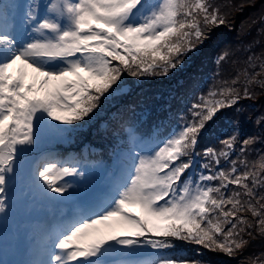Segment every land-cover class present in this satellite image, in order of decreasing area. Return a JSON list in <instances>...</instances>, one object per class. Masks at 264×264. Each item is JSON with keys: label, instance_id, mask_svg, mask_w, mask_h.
Listing matches in <instances>:
<instances>
[{"label": "snow or ice", "instance_id": "1", "mask_svg": "<svg viewBox=\"0 0 264 264\" xmlns=\"http://www.w3.org/2000/svg\"><path fill=\"white\" fill-rule=\"evenodd\" d=\"M11 7L23 12L17 25L9 6L0 4V213L10 182L44 130L65 134L68 126L79 127L118 90L125 73L167 76L228 23L210 0H27ZM228 56L223 52L217 64ZM260 69H244L200 95L154 144L126 129L125 174L51 229L27 264H212L201 252L181 254L176 242L235 257L250 243L245 234L264 238V156L251 166L246 158L231 159L237 135L220 140L219 149L197 151L241 91L252 98L249 86L264 88V62ZM241 76L242 90L236 86ZM258 123L264 126V117ZM256 140L239 141L241 155ZM196 157L204 161L199 172L193 171ZM78 163L44 154L31 176L45 195L56 194L49 198H71L74 183L67 178L84 175ZM247 259L264 264V253Z\"/></svg>", "mask_w": 264, "mask_h": 264}, {"label": "trees", "instance_id": "2", "mask_svg": "<svg viewBox=\"0 0 264 264\" xmlns=\"http://www.w3.org/2000/svg\"><path fill=\"white\" fill-rule=\"evenodd\" d=\"M13 2L0 0V4ZM210 2L228 14V23L215 27L211 39L195 53H190L181 66L167 76L132 77L125 73L118 90L102 98L99 108L79 127L68 126L70 131L65 134L49 130L41 133L37 149L27 152L24 160L38 159L45 152L54 151L52 155L60 159L78 161L79 169L85 168L81 170L84 177L79 178L77 184H84V188L71 198L65 194V198L51 199L49 197L56 194L41 192L32 179L31 170L18 169L15 181L10 182L4 194L6 211L0 213V264H27L35 257L44 236L76 213L78 201L82 205L94 202L122 178L126 164L124 153L131 147L126 129H134L144 143H156L182 122L181 118L188 115L189 108L200 95L220 87L223 81L231 80L244 69L249 74L261 71L264 0ZM240 5H243L242 9ZM225 51L229 53L228 58L217 64L218 56ZM249 57L253 60L249 61ZM244 79L241 76L236 85L241 90ZM249 90L253 93L252 98L243 97L241 91L237 104L223 109L219 119L211 123L210 131L203 135L197 147L198 152L205 147L219 149L222 147L220 140L237 135L238 144L231 159L246 158L251 166L264 156V126L258 123L264 117V88L254 84ZM253 136L257 137L256 143L248 146L241 155L239 141ZM203 162L196 157L197 167L193 171H201L198 166ZM222 164L228 166L223 161ZM243 215L252 219L249 213ZM244 238L250 243L235 257L184 242L176 243L181 254L195 256L201 252L212 264H248L247 258L264 253V238L255 231L253 236L245 234Z\"/></svg>", "mask_w": 264, "mask_h": 264}, {"label": "rangeland", "instance_id": "3", "mask_svg": "<svg viewBox=\"0 0 264 264\" xmlns=\"http://www.w3.org/2000/svg\"><path fill=\"white\" fill-rule=\"evenodd\" d=\"M13 1H14L13 4H2V5H8V6H9L8 11H9V19H10V22H14V23L16 24V20H17V22H18V24H19V15L22 14L23 9L17 10V9H15L14 7H11V5H14V4H17V3H25V2H27V0H13ZM40 2H41V3H45L46 0H40ZM13 11L15 12V14H13ZM13 17H16L15 21H12V18H13ZM145 144H146V145H151V144H154V143H145ZM36 149H37V147H36ZM51 152H52V151H47V152H45V154H49V153H51ZM38 159H39V158H38ZM38 159H34V160H32L31 158H29V159H25V160H24L25 162H24V165H23L22 169H23L25 172H28L29 170H31V167H32L33 163H34L36 160H38ZM84 168H85V167H81L80 170H82V169H84ZM83 177H84V175H83ZM79 178H81V177H76L74 181H73V178H71V177H68V178H67L69 181H72V182L74 183V188L69 190L70 192H72V196L76 195V194L78 193L79 190H82V189L84 188V184H83V185H79V184H77V180H78ZM29 186H30V185H27V187H29ZM29 188H31V187H29ZM33 190L36 191L35 188H33ZM72 196H71V197H72ZM80 206H82V204L78 201V202L76 203V207H75V209L78 210V209L80 208ZM114 257H115V256H114Z\"/></svg>", "mask_w": 264, "mask_h": 264}, {"label": "bare ground", "instance_id": "4", "mask_svg": "<svg viewBox=\"0 0 264 264\" xmlns=\"http://www.w3.org/2000/svg\"><path fill=\"white\" fill-rule=\"evenodd\" d=\"M78 210H76V212H77Z\"/></svg>", "mask_w": 264, "mask_h": 264}]
</instances>
